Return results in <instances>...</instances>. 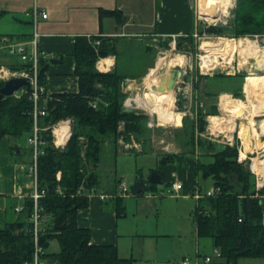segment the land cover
<instances>
[{
  "label": "trees",
  "instance_id": "1",
  "mask_svg": "<svg viewBox=\"0 0 264 264\" xmlns=\"http://www.w3.org/2000/svg\"><path fill=\"white\" fill-rule=\"evenodd\" d=\"M232 13L229 24L210 25L206 31L222 34L230 28L234 35L264 33V0H236ZM112 14L118 21H123L119 11L99 9L100 20ZM191 35V32L187 34ZM177 36L181 38L183 35ZM170 38L166 37L162 45L166 46ZM244 38H234L239 53L243 50L240 41ZM149 50L142 44H126L117 48L112 39L99 38L96 43L95 36H77L74 57L79 90L49 94L47 113L40 116L43 127L66 117L72 121L70 136L63 146L52 142L50 128L42 131L47 143L38 156L37 182L46 191L39 203L47 216V229L39 241L47 264H132L130 258L119 255L115 245L90 243V230L78 224L77 213L79 208L88 204V195L78 193V187L83 184L87 188H100L102 179L97 170L103 147L109 144L113 153H117L121 133H131L143 143L149 141V135L143 136L150 131L148 115L124 109L127 94L122 88L126 78L143 75L144 69L134 71L140 64L149 62ZM108 55H114L117 65L111 70H99L97 59ZM122 56L135 57L127 61L131 65L129 68L124 67V63L123 66L118 63ZM48 65L49 58L40 56L39 78L44 84ZM26 66L29 62L21 60L12 68ZM259 74L263 76L256 79L264 81V72ZM3 82L0 80V86ZM31 107L28 92L18 97L6 95L0 98V139L5 134L29 133L32 128ZM205 122L200 118L197 127L194 124L186 126L185 123L183 127L187 131L184 142L192 143L201 150L196 159L197 170L204 178L210 177L213 185L220 188V192L213 195L204 194L200 186L193 189L202 192L195 207L198 233L211 237L213 247L220 251L219 256H214L209 264H234L241 257H264V187H256L255 175L238 160L237 148L229 142L196 135L197 130L203 132ZM28 148L31 153V147ZM164 155L160 159L161 164L172 163L178 156ZM201 156L209 160L201 159ZM120 178L114 177V188L105 192L116 193ZM156 190L157 184L149 183L142 192L154 193ZM110 198L116 204L117 213L121 214L124 209L123 195L115 194ZM22 203L23 208L19 211L15 210V204L11 206L10 217L6 218L0 212V264H23L32 259L34 242L29 231V215L32 212L30 196H24ZM54 238L58 242L57 250L49 247L50 240Z\"/></svg>",
  "mask_w": 264,
  "mask_h": 264
},
{
  "label": "crops",
  "instance_id": "2",
  "mask_svg": "<svg viewBox=\"0 0 264 264\" xmlns=\"http://www.w3.org/2000/svg\"><path fill=\"white\" fill-rule=\"evenodd\" d=\"M100 8L119 11L123 21H118L114 14L104 16L100 20ZM34 9L46 12V16L38 14L35 23ZM195 24L193 0H0V35H9L16 41L29 43L27 47L30 48L29 40L35 27L39 34L40 47L48 58L53 57L58 60L49 61L45 71V95L38 100V104L46 109L49 94L79 90L74 57L77 36H95V41L99 38L112 39L117 48H122L126 44L138 46L140 43L142 47L144 45L149 47L150 53L154 50V46L166 37L191 32ZM141 27H147V29L142 30ZM131 58L135 57L122 56L118 63H122L121 66L124 63V67L129 68L131 65L127 61L129 62ZM153 58H148L149 62L146 65L140 64L139 67L136 66L138 70L135 68L133 71L140 72L144 69L142 73L144 75L148 68H151ZM19 61L21 60L16 54L0 51V64L13 67L19 64ZM99 61L102 62V66H99L101 64ZM115 65L117 64L114 55L100 56L96 61V67L103 71L111 70ZM141 77H128L126 78L128 81L122 83L127 96L131 85ZM131 110L135 109L131 108ZM135 111L145 113L150 118L147 112L137 109ZM212 117L215 118V116ZM57 123H65L68 127L67 136L63 141H59L56 133L51 131L54 143L63 146L71 133V118L67 117L52 124L57 125ZM40 124L43 127L41 122ZM147 125L151 129L148 121ZM44 128H50V126L46 125ZM23 133L26 134L23 140H21V134H5L0 139V207L7 215L11 206L21 204L24 196L29 195L33 188V175L28 170L31 158L27 142L29 133L25 131ZM124 135L126 134L121 133L118 137L117 153L141 155L154 153L156 162L151 170L158 171L162 177V182L157 184L156 191L164 190V193L155 192L154 194L146 191L136 195L131 194L133 198L128 199V196H123L124 209L121 214L117 213L116 204L112 198L101 199L96 194L88 196V204L79 208L77 213L78 224L90 230V243L113 244L119 255L130 258L132 264H174V261H171L174 253L167 245H162L161 254H153L151 246L158 248L161 237L167 239L166 237L174 236V233L163 229L165 226L168 228L176 226L173 222L165 225L168 222L165 218L171 216L174 219L175 216L182 214L181 221L175 220L182 228L180 230L183 234L186 230L187 234L196 240L194 254L202 251L210 253L213 248L212 239L198 233L195 218V207L199 198L194 196L193 189L201 186L196 161L199 154H187L183 150L155 153L147 148L148 142L143 143L131 133L128 134V138ZM199 135L203 134L199 133ZM132 141L137 146L128 148L124 146L125 142L131 143ZM168 153L178 156L172 163L161 164L160 159ZM138 174L139 178H147L142 173ZM114 177L121 176L113 175L109 180H105V183H101V189H113ZM210 180L212 182L211 178ZM172 181H181L182 188L177 192H168L167 188ZM163 183H166L164 187L161 186ZM185 217L189 221L187 225H184ZM184 256L185 254L182 255L181 260ZM239 259H245V264H264V257H241Z\"/></svg>",
  "mask_w": 264,
  "mask_h": 264
},
{
  "label": "rangeland",
  "instance_id": "3",
  "mask_svg": "<svg viewBox=\"0 0 264 264\" xmlns=\"http://www.w3.org/2000/svg\"><path fill=\"white\" fill-rule=\"evenodd\" d=\"M193 1L196 24L195 28L191 31L192 35L187 36V34L190 33L188 32L181 34L183 35L181 38H178L179 36L177 35L171 36L166 46L162 45V43H159L155 45L154 50L152 52L150 51L149 53L150 58L154 57L151 68L155 67L158 58L161 56L179 53L186 58V63L182 66L162 65L158 67L152 74V77H158L170 74V70L172 69L175 71L181 70L182 74L179 77L175 76L176 79L172 88L174 97L172 110L181 114L182 125L181 123L179 125L160 124L158 120V114L154 111H151L149 106L144 104L146 103V97L144 96V93L148 91V85L146 84L147 82H145L147 81L146 75L149 73L151 68H148L147 72L144 73L140 80L131 85L128 96L124 100V107H130L135 110L137 109L147 112L150 115V118L148 116L147 121L151 126V129L147 134H143V136L146 137L149 135V141L146 143L148 144L147 148H150L151 151L161 154L162 152L183 150L187 154H200L201 150H199V148L194 147L192 143L184 142L185 139L187 140V131L184 130L183 123H185L186 126L194 124L195 127H197L198 120L203 118L206 120L204 125L205 129L203 132L198 130L195 131L196 135L202 133V136L205 139L212 137L211 139L217 140L219 142H229L231 146L237 148L238 153L239 151L245 152V148L247 147L248 151L250 152H247L246 157L239 161L249 167L250 171L253 172L254 170H251L252 158L254 163V161H256L259 157H263L264 153L260 152L252 145L247 146V143L245 142L246 139L242 138L239 134L240 126L242 127V124L245 125L246 128L248 113L241 112L240 114H243V116L232 117V113L223 111L219 104L223 94H229L233 98H239L244 101L247 98L250 100L255 96L264 94V85H262L264 81L256 79L257 77L263 76L259 73H263L264 69L257 67L256 61L253 57H248L246 60V58L241 55L247 46H253L258 49H262L264 47V33H240L238 35H234L230 28H228L222 34H211L206 31L208 26H226L229 24L231 17H233L232 9L236 5V0H230L229 4L219 3L224 7L222 10L215 12L217 15L211 14L207 11L206 7L203 5L206 0ZM200 10L202 11L200 12ZM140 29L144 30L147 29V27H141ZM219 37L233 39L234 51L226 53L215 52L216 61H214L213 68L205 70L202 67L203 57H213L214 53L208 51L206 48L204 49L203 45L205 42L210 41L211 38L217 40ZM241 37L246 38L240 41L243 46V50L241 53H239L236 50L237 42L235 39ZM139 44L140 43H138V46ZM254 84L259 86L254 87ZM149 88H152V85ZM212 116H215V118ZM254 119L255 121L259 122L264 120V116H255ZM210 134L211 137H209ZM25 136V133L21 134V140H23ZM124 136H126V138L129 137L127 134ZM52 142L54 143L53 139ZM102 153V160L98 165V171L100 172L102 178L101 183H105L107 180H109V178H112L113 175H118L125 179L127 185L130 187L131 183L136 179V177H139L138 173H142L144 177H148L156 162V155L154 153L141 155L118 152L117 154H114L109 144H106L103 147ZM241 156L243 157V155ZM200 158L209 160V158L204 156H201ZM198 172L199 183L201 185L200 187L202 191L205 192L208 188L213 186V183L211 182L210 178H204L201 171ZM253 173L255 175V180H261L260 174L256 173V171ZM165 185L166 183L161 184L162 187ZM262 192L264 195V191ZM123 195L125 197L128 196L127 199L133 198L130 196L131 193ZM0 212L3 213L1 207ZM10 213H12L11 210H9V214ZM5 215L6 218L10 217L7 214ZM175 219H179L181 221L183 219L182 214L175 216L174 219H172L171 216H169V218H165V220L168 221L165 225L173 222V224L176 225L174 228L171 226H169V228L166 226L163 227L165 231L174 233V236L166 237L167 239L161 237V239H159V247L156 248L151 246V252L153 254H161V252H163L162 245L164 244L170 248L172 253H174V257L171 259V261H174V264H183L181 262V258L184 254L185 256L189 257L191 261H194L196 257V254H194L196 240L193 236H189L186 230L183 234V232H181L182 230H180L182 228L177 225ZM187 224H189V221L188 218L185 217L184 225ZM178 233H180V235ZM155 238L156 237H154V239ZM150 241L152 245V237ZM49 247L51 250L58 248V242L55 238L50 240ZM202 253L205 254L207 252L202 251ZM236 263L245 264V259H239L234 264Z\"/></svg>",
  "mask_w": 264,
  "mask_h": 264
},
{
  "label": "built area",
  "instance_id": "4",
  "mask_svg": "<svg viewBox=\"0 0 264 264\" xmlns=\"http://www.w3.org/2000/svg\"><path fill=\"white\" fill-rule=\"evenodd\" d=\"M38 14H41V16H46V12L42 10L34 9L33 10L34 23L36 22V17ZM38 35L39 34L34 27L32 37L29 40L30 48L27 47V44L29 43H25L22 41H16L13 39V37L9 35H0V51H5L9 54H16L20 60L29 62V66L20 67V68H12L10 66L0 64V80L5 81L6 79L13 77V76H24L29 80L28 85H22L17 90H15L12 95L18 97L21 94L28 92V98L32 101V107L30 109V114L32 116V128L29 131V134L27 136V142L29 146L31 147V158L28 164V170L33 175V188L29 194L32 200V212L29 215V221L31 222L29 231L31 232L32 237H33L34 248H33L32 259L26 260L23 264H47L45 262V259L42 256L43 247L41 246L40 241H39L40 237L46 232V229H47L46 227L47 216L42 211V207L39 203L40 198L45 194L46 191H45V188L39 187L38 182H37L38 156L43 152V146L47 143V140L42 135V131L45 128L42 127L40 124V116L45 115L47 113V109L40 107L38 104V100L42 96L45 95V84L41 83L40 78H39V58L40 56L47 57V54L40 47L38 43ZM95 42L98 43L99 40H96ZM55 125L56 124L48 125V127L50 126V129L53 133H55L54 132ZM124 146L133 147V146H137V144L133 141L131 143L125 142ZM238 155H239L238 160H242L244 158L240 156V152L238 153ZM260 177H261V180H256L257 188H261L264 186V177L261 175ZM181 188H182L181 181H172L170 185L168 186L167 191L177 192ZM156 192L159 194H163L164 190H159ZM218 192H220V188L218 186L213 185L211 188H208L204 192V194L213 195ZM78 193H82V194L84 193L88 196L96 194L101 199H107V198H110L111 196L113 197L115 194L123 195V194L130 193V187L127 185V182L125 179L120 178V180L117 183L116 193L105 192V190L101 188H97L95 186H90L89 188H87V187H84L83 184H81L78 187ZM193 194L196 198H200V196L202 195V192L196 188L193 191ZM22 208H23V203L15 206L16 211H19ZM219 254H220L219 249L216 247H213L210 253L203 254L202 252H197L194 261H191L189 257L185 256L183 257L182 262L183 264L209 263L214 256L218 257Z\"/></svg>",
  "mask_w": 264,
  "mask_h": 264
},
{
  "label": "bare ground",
  "instance_id": "5",
  "mask_svg": "<svg viewBox=\"0 0 264 264\" xmlns=\"http://www.w3.org/2000/svg\"><path fill=\"white\" fill-rule=\"evenodd\" d=\"M229 2L230 0H206L203 5L206 7L208 12L217 15L215 12L222 10L224 7L219 3L229 4ZM233 44V39H228L225 37H219L217 40L211 38L210 41L205 42L203 45L204 49L206 48L208 51L213 52L214 55L213 57H203L202 67L205 70L213 68L214 61H216L215 52H233ZM241 55L244 56L246 60L248 57H253L256 61L257 67L264 69V47L262 49H258L253 46H247ZM99 63V66H102V62L99 61ZM185 63L186 58L179 53L161 56L158 58L155 67L152 68L146 75L147 81L145 82H147L146 84L148 85V91L144 93V96L146 97V103L144 104L149 106L151 111H154L158 114L159 123L162 125H179L181 123V114L172 110L174 97L172 87L170 88L168 86L170 75L168 74L164 76L152 77V74L158 67L162 65L182 66ZM151 85L152 88H149ZM219 106L223 111L232 113V117L243 116V114H240L241 112L248 113L246 128L245 125L242 124V127L240 126L239 134L242 138L246 139L245 142L247 143V146L252 145L254 148H257L260 152L264 153V140H261L260 142L257 140L259 137H264V120L257 122L254 119L255 116H264V94L255 96L254 98L245 101L239 98H233L229 94H223L221 96ZM54 132L56 133L59 141H63L67 136L68 127L63 123L57 124L54 127ZM246 148L245 152L241 153L239 151L240 156L243 155V157H245L246 153L250 152ZM251 167L258 174L264 177V154L263 157H259L256 161H254V163L252 158Z\"/></svg>",
  "mask_w": 264,
  "mask_h": 264
},
{
  "label": "water",
  "instance_id": "6",
  "mask_svg": "<svg viewBox=\"0 0 264 264\" xmlns=\"http://www.w3.org/2000/svg\"><path fill=\"white\" fill-rule=\"evenodd\" d=\"M50 62H56L58 61L56 58H49ZM217 73V72H216ZM182 74L181 70H170V77H169V87L173 88V84L175 83V76H180ZM164 76V75H162ZM125 82L128 81V79L124 80ZM29 80L24 76H13L8 79H6L3 84L0 86V98L6 95H12L15 90H17L22 85H28ZM125 110H131L130 107H124ZM202 128V124L200 123V129ZM263 141V137H259L258 141ZM162 182L161 174L156 171L152 170L149 176L146 179H141L139 177H136V179L131 183L130 185V193L131 194H139L142 191H144L149 183H156L159 184Z\"/></svg>",
  "mask_w": 264,
  "mask_h": 264
}]
</instances>
